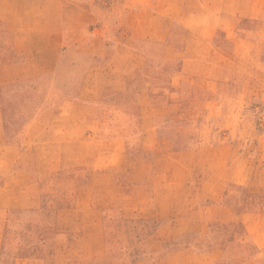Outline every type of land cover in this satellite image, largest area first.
<instances>
[{
  "label": "rangeland",
  "instance_id": "obj_1",
  "mask_svg": "<svg viewBox=\"0 0 264 264\" xmlns=\"http://www.w3.org/2000/svg\"><path fill=\"white\" fill-rule=\"evenodd\" d=\"M15 1L0 264H264V0Z\"/></svg>",
  "mask_w": 264,
  "mask_h": 264
},
{
  "label": "crops",
  "instance_id": "obj_2",
  "mask_svg": "<svg viewBox=\"0 0 264 264\" xmlns=\"http://www.w3.org/2000/svg\"><path fill=\"white\" fill-rule=\"evenodd\" d=\"M10 6L14 7V10L13 11H10V13L8 14H17L18 11L16 10L18 8V4H17V1L15 0H12V4H10ZM14 16H11V18L13 19ZM4 19V18H3ZM68 240V239H67ZM99 242H101V239H98ZM70 244V243H68ZM55 246V244H54ZM49 253V252H48ZM46 254L45 255H39L38 253H35V252H30L28 254H25L26 256L22 255V253H16L15 255H11L12 257H9V258H6L8 259L9 261H12L14 264H18V262H22L23 260H26L28 261V263L30 264H39V262H42V264H55L57 261L61 260V261H66L68 258V255L64 256L63 259H57V253H54V254ZM18 254V255H17ZM75 256H82L81 259H75L77 257H70L71 258V261H80L82 262L83 260H85L87 258V254H79V255H76L74 254ZM90 256H92V258L94 259H99L102 255L101 254H89ZM5 257H2V255H0V261H3ZM85 258V259H83ZM74 259V260H73ZM69 261V260H67Z\"/></svg>",
  "mask_w": 264,
  "mask_h": 264
}]
</instances>
